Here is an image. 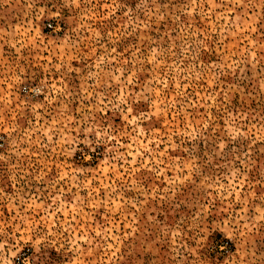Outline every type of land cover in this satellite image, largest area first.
Here are the masks:
<instances>
[{
    "label": "rangeland",
    "instance_id": "1",
    "mask_svg": "<svg viewBox=\"0 0 264 264\" xmlns=\"http://www.w3.org/2000/svg\"><path fill=\"white\" fill-rule=\"evenodd\" d=\"M0 264H264V0H0Z\"/></svg>",
    "mask_w": 264,
    "mask_h": 264
},
{
    "label": "built area",
    "instance_id": "2",
    "mask_svg": "<svg viewBox=\"0 0 264 264\" xmlns=\"http://www.w3.org/2000/svg\"><path fill=\"white\" fill-rule=\"evenodd\" d=\"M50 25H52L51 23H49Z\"/></svg>",
    "mask_w": 264,
    "mask_h": 264
}]
</instances>
